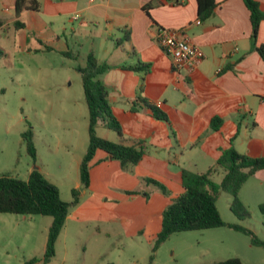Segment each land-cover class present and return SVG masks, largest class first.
Instances as JSON below:
<instances>
[{"label":"crops","instance_id":"0c3cea01","mask_svg":"<svg viewBox=\"0 0 264 264\" xmlns=\"http://www.w3.org/2000/svg\"><path fill=\"white\" fill-rule=\"evenodd\" d=\"M38 1V10L24 9L17 17L15 0H0V32L19 19L24 24L19 28L21 43L37 30L41 48L68 51L71 58L79 59L77 66L85 65L88 54L110 65L99 78L108 88V100L123 131L118 135L98 125L96 132L104 128L117 135L101 130L98 135L103 138L125 144L139 141L143 147L148 142L154 148L150 153L144 150L140 163L127 169L96 150L89 163V185L66 221L127 217L133 234L153 241L164 208L181 191L180 169L186 168L181 160L195 157L190 165L202 173L214 166H203L204 159L215 157L216 163L221 149L230 145L241 154L264 156V59L254 49L243 0H215L213 13L205 20L198 18L196 0ZM256 1L264 12V0ZM158 27L177 31L200 47L204 58L193 71L172 67L158 44ZM43 29L50 32L40 33ZM259 44L264 45V20L259 25ZM136 64H146L147 71L121 67ZM143 100L154 105L160 101L157 107L167 121L154 118ZM214 116L222 119L217 130L211 127ZM147 156L150 165L143 164ZM145 176L164 184L168 193L153 184L144 194H130ZM251 177L264 190V169L246 182ZM74 187H81L80 179Z\"/></svg>","mask_w":264,"mask_h":264},{"label":"rangeland","instance_id":"374dc122","mask_svg":"<svg viewBox=\"0 0 264 264\" xmlns=\"http://www.w3.org/2000/svg\"><path fill=\"white\" fill-rule=\"evenodd\" d=\"M52 28L63 39L57 25ZM20 31L11 26L0 32V175L26 180L38 169L58 187L61 199L69 202L89 139L88 109L76 69L79 59L67 56L68 51L41 48L37 30L23 44ZM101 130L117 135L104 128L96 133ZM27 131L33 134L35 159L22 138ZM143 149L154 150L148 142ZM192 158L181 160V166L201 170L190 165ZM143 161L150 165L149 156ZM214 162L215 157L205 158L203 166H215ZM156 172L162 173L157 167ZM147 176L130 194L154 188ZM222 176L219 168L211 178L219 183ZM79 189L80 200L85 189ZM239 198L249 212L243 219L230 209L232 196L219 191L216 206L222 220L246 227L264 241V214L258 208L264 202V190L257 178L242 185ZM126 214L134 219L133 214ZM51 221L46 215L0 213V264H23L29 259L35 260L33 264H45L42 257ZM129 221L127 217L68 218L56 240L55 256L47 264H210L231 257L240 258L243 264H264V246L252 244L249 235L227 225L174 232L153 251L154 242L133 234Z\"/></svg>","mask_w":264,"mask_h":264},{"label":"trees","instance_id":"16d2710c","mask_svg":"<svg viewBox=\"0 0 264 264\" xmlns=\"http://www.w3.org/2000/svg\"><path fill=\"white\" fill-rule=\"evenodd\" d=\"M198 18H209L216 6L215 0H196ZM249 11L251 23V39L254 49L264 59V45H256L259 25L264 20V12L256 0H243ZM149 4L144 6L147 11ZM38 10V0H15L14 12L19 17L22 10ZM1 24V22H0ZM16 29L24 27L17 19L14 23ZM72 56L71 53H65ZM111 66L100 63L93 54H88L84 66H77L81 75L84 100L88 109V145L79 164V179L81 188L86 189L90 180V160L96 150H102L112 158L119 161L122 169H127L140 163L145 151L141 143L125 144L99 136L96 133L98 125L122 135V125L115 116L108 100V88L99 76ZM133 71H147L146 64L121 66ZM144 105L150 110L151 115L160 120L167 121V115L156 105L143 100ZM222 119L214 116L211 127L215 130L220 126ZM22 138L26 144L28 154L35 159L36 148L31 131L24 132ZM219 168L223 169V176L219 183L212 180L211 175ZM264 169V156H249L236 151L233 145L221 149L216 165L206 172L197 173L186 168H181V191L171 199L164 208L161 218V227L153 242V251L167 237L178 231L201 230L227 225L251 237L252 244L263 245L264 241L258 239L248 228L239 224L226 223L222 220L216 199L220 190L232 196L231 211L240 219L249 216L248 210L239 198V192L246 180L257 171ZM157 186L164 194L167 189L164 184L154 179H146ZM80 189L72 188V200L67 202L61 199L58 187L47 179L38 169H33L26 180L17 177L0 175V213H15L21 215H46L52 218L42 261L47 264L55 256V243L63 228L69 209L79 201ZM264 214V202L258 205ZM34 259H29L23 264H33ZM210 264H243L240 258L231 257Z\"/></svg>","mask_w":264,"mask_h":264},{"label":"built area","instance_id":"2783aa9c","mask_svg":"<svg viewBox=\"0 0 264 264\" xmlns=\"http://www.w3.org/2000/svg\"><path fill=\"white\" fill-rule=\"evenodd\" d=\"M156 37L159 46L168 55L171 65L175 70L193 71L204 58V53L199 46L191 43L179 32L158 27ZM160 105V101L156 106Z\"/></svg>","mask_w":264,"mask_h":264}]
</instances>
